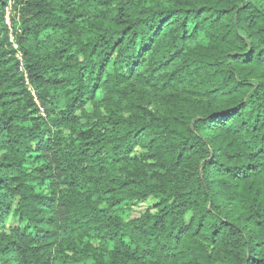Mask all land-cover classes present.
Listing matches in <instances>:
<instances>
[{
  "label": "trees",
  "instance_id": "obj_1",
  "mask_svg": "<svg viewBox=\"0 0 264 264\" xmlns=\"http://www.w3.org/2000/svg\"><path fill=\"white\" fill-rule=\"evenodd\" d=\"M10 217L0 264H264V0H0Z\"/></svg>",
  "mask_w": 264,
  "mask_h": 264
},
{
  "label": "rangeland",
  "instance_id": "obj_2",
  "mask_svg": "<svg viewBox=\"0 0 264 264\" xmlns=\"http://www.w3.org/2000/svg\"><path fill=\"white\" fill-rule=\"evenodd\" d=\"M12 17H15V20L11 21V28L13 31L15 30H18L20 29L21 31V28H20V19H19V16L15 11L11 10V14L9 16V18ZM89 16H84V18H88ZM9 33H8V41L10 43V45L12 46V48L15 50V48L13 47L12 43L10 42V39H9ZM17 43V46H18V49H19V43L16 41ZM16 51V50H15ZM17 52L14 53V57H15V54ZM32 85V84H31ZM39 101V100H38ZM39 106L41 107L40 103H39ZM38 107V105H37ZM43 108V107H42ZM86 109L88 111L91 110V107L88 105L86 106ZM38 111L39 113L44 116V111L43 113L40 112L39 110V107H38ZM64 136L67 137L68 136V133L65 132L64 133ZM139 153V151L137 152ZM57 155H55L54 153L52 152H49L46 156L44 157H41L35 161H33L32 163L29 164V169H33L35 167H38V166H41V165H45V164H52L55 159H56ZM41 191L43 192V194H46V195H50V189L48 186H45L41 189ZM157 200L153 197H149L147 198L146 200L144 201H139V202H133L131 204H128V203H120V204H117L115 209H118L122 219L124 221H131V220H135V219H138L141 215H143L145 212H155V206L157 204ZM189 215L187 214L185 216V220L188 221L189 220ZM18 226V221L16 218H12L10 217L3 226H0V231H5V232H9L10 229H13L14 227H17ZM53 239V238H52ZM68 253V252H67Z\"/></svg>",
  "mask_w": 264,
  "mask_h": 264
},
{
  "label": "built area",
  "instance_id": "obj_3",
  "mask_svg": "<svg viewBox=\"0 0 264 264\" xmlns=\"http://www.w3.org/2000/svg\"><path fill=\"white\" fill-rule=\"evenodd\" d=\"M11 2L8 3V5L5 8V23L7 25V29H8V33H9V39L10 42L12 43L13 47L15 48V52H17L15 54V58L18 60L19 62V71L22 73L23 78H24V82L25 85L27 87V90L30 92L31 96L33 97L34 102L38 105L40 112L43 113V108L39 106V101L37 99V95H36V90L33 87V85H31L29 78L27 76V73L25 71L24 68V63H23V55L20 49H18L17 43H16V34L20 32V29L13 31L11 28V22H10V14H11Z\"/></svg>",
  "mask_w": 264,
  "mask_h": 264
}]
</instances>
